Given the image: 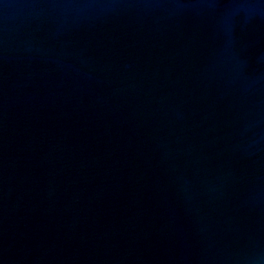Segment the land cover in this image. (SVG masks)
Masks as SVG:
<instances>
[{"label":"water","instance_id":"water-1","mask_svg":"<svg viewBox=\"0 0 264 264\" xmlns=\"http://www.w3.org/2000/svg\"><path fill=\"white\" fill-rule=\"evenodd\" d=\"M0 264H264V0H0Z\"/></svg>","mask_w":264,"mask_h":264}]
</instances>
